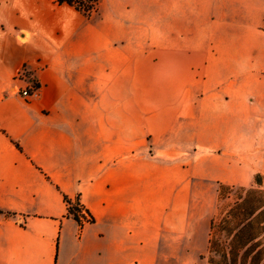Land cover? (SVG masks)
Masks as SVG:
<instances>
[{
  "label": "crops",
  "instance_id": "0c3cea01",
  "mask_svg": "<svg viewBox=\"0 0 264 264\" xmlns=\"http://www.w3.org/2000/svg\"><path fill=\"white\" fill-rule=\"evenodd\" d=\"M233 190L264 195V0H0V264H264Z\"/></svg>",
  "mask_w": 264,
  "mask_h": 264
},
{
  "label": "rangeland",
  "instance_id": "374dc122",
  "mask_svg": "<svg viewBox=\"0 0 264 264\" xmlns=\"http://www.w3.org/2000/svg\"><path fill=\"white\" fill-rule=\"evenodd\" d=\"M232 192V199L231 201H229V206H232L230 209L231 218L227 221V226H229L230 231H233L236 230L242 223H245L246 225L244 229L246 230V232H254V223L258 224L259 221L264 220V210L260 213V217H257V219H252L251 214L254 211L255 207L262 206L264 204V195H255L249 198L247 197L241 204L244 195L241 194L238 190H233ZM258 230H260L261 233H264L263 228H257V231ZM202 264L210 263L208 261H204L202 262Z\"/></svg>",
  "mask_w": 264,
  "mask_h": 264
},
{
  "label": "trees",
  "instance_id": "16d2710c",
  "mask_svg": "<svg viewBox=\"0 0 264 264\" xmlns=\"http://www.w3.org/2000/svg\"><path fill=\"white\" fill-rule=\"evenodd\" d=\"M59 5H69L74 7L77 11L83 13L87 17H91L93 13L98 10L99 0H54ZM16 147L21 150V147L18 143H15ZM256 183H262V177L256 176L255 178ZM64 202L67 206L68 217H72L76 220L80 226H83V214H87L90 217V222L94 221V218L90 216L88 210L83 206L81 203L80 196L75 198H71L65 194H63ZM254 215V211L251 214V217Z\"/></svg>",
  "mask_w": 264,
  "mask_h": 264
},
{
  "label": "built area",
  "instance_id": "2783aa9c",
  "mask_svg": "<svg viewBox=\"0 0 264 264\" xmlns=\"http://www.w3.org/2000/svg\"><path fill=\"white\" fill-rule=\"evenodd\" d=\"M16 79L17 80H25V81L28 80V72L26 71L25 68H22L20 70ZM37 91H38V88L36 85H30V86H27L25 89L18 90L17 93L20 94L25 99H30L37 94ZM83 216H84L83 225H85V224L90 222V217L87 214H83Z\"/></svg>",
  "mask_w": 264,
  "mask_h": 264
}]
</instances>
